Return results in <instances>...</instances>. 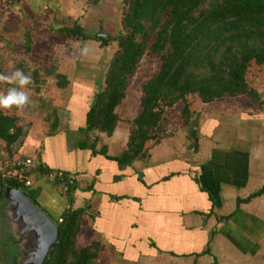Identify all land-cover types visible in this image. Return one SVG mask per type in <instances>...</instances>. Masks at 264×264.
I'll return each instance as SVG.
<instances>
[{
	"label": "crops",
	"instance_id": "obj_1",
	"mask_svg": "<svg viewBox=\"0 0 264 264\" xmlns=\"http://www.w3.org/2000/svg\"><path fill=\"white\" fill-rule=\"evenodd\" d=\"M19 1L0 0L3 13L17 9ZM34 6L42 14L28 18L26 14L24 24L41 46L46 39L36 29L44 30L46 21L42 19L50 21L51 13L47 17L45 5L34 1ZM48 44H52L50 40ZM10 60L12 56L0 50V72L8 71ZM18 68L31 75L30 95L41 108L32 112L0 110L1 115L16 118L23 128L9 151L1 145L0 158L31 157L38 164L35 169L40 166L74 176V186L66 194L61 183L46 181L41 177L45 172L32 169L29 188L35 189V202L51 217L59 215L67 203L81 209L78 233L95 252L89 264H241L238 260L243 254H247V264H264V203L257 210L253 206L247 218L240 217V210L260 200L264 191L236 203L249 196L242 198L237 192L246 186L259 190L264 184L260 182L264 159L254 160L247 152L215 150L210 138H201L209 119L201 124L197 120L191 126L192 134L182 135L178 144L173 141L174 130L157 144L147 142L144 158L118 165L111 158L124 149L130 121L120 120L115 111L118 120L110 135L81 130L95 92L90 78L80 75L70 83L69 75L59 70L45 72L36 65ZM58 75L66 76L64 87L57 86ZM49 78L55 81L47 87ZM7 87L0 84V91ZM61 91L66 96L59 103ZM188 123L182 124L188 128ZM102 148L104 155L93 154ZM237 221H247V230L241 233L246 243L235 240L237 231L231 227L239 225Z\"/></svg>",
	"mask_w": 264,
	"mask_h": 264
},
{
	"label": "trees",
	"instance_id": "obj_2",
	"mask_svg": "<svg viewBox=\"0 0 264 264\" xmlns=\"http://www.w3.org/2000/svg\"><path fill=\"white\" fill-rule=\"evenodd\" d=\"M101 1L86 0L90 6ZM117 6L121 10L115 35L102 38L85 34L76 23L61 34L96 41L100 47L115 42L102 78L94 81L95 92L81 128L85 133L111 134L118 120L115 108L124 98L128 80L140 60H157L153 75L140 85L138 109L130 120L125 147L111 158L118 165L144 158L147 142L157 144L174 133L173 124L163 116L166 108L176 107L182 123L187 124L192 116V99L210 103L244 97L261 107L258 92L247 84L245 76L250 66L264 64V0H120ZM57 77V86L64 87V76ZM22 133L16 118L0 114V147L9 151ZM92 152L104 155L103 148ZM34 170L43 173L48 169L39 166ZM0 184L27 188L23 194L37 206L35 189L30 186L23 187L12 178ZM73 184L64 189L66 194ZM263 191L264 184L236 203L247 202ZM69 204L55 217L47 214L56 226L57 240L42 264H89L95 256L91 245L75 247L82 211Z\"/></svg>",
	"mask_w": 264,
	"mask_h": 264
},
{
	"label": "rangeland",
	"instance_id": "obj_3",
	"mask_svg": "<svg viewBox=\"0 0 264 264\" xmlns=\"http://www.w3.org/2000/svg\"><path fill=\"white\" fill-rule=\"evenodd\" d=\"M8 1L15 2V0ZM34 1L35 4L38 3V5L46 6L47 11L45 13L47 17L51 13L50 21L47 20L48 18L42 19L46 21L44 22L46 24L44 30L40 32L41 29H36L37 33L46 39L41 46L38 45L37 40L33 37L31 28L27 24H24L26 14V18H28L29 15L30 17L40 16L43 12L42 9L35 8ZM119 1L102 0L98 5L90 6L86 0H20L17 9L7 10L6 14L3 13V4L1 2L0 12H2L0 16L3 23L0 24V50L7 51V54L12 56V60L9 62L11 65L17 67L21 65L43 66L45 72H48L50 69L52 71L59 70L65 75H69V80H67L70 83L73 81V77L80 75L86 79L90 78L94 82L102 78L106 70L107 61L115 50V42L109 41L106 46L100 47L99 42L82 40L75 37H64L61 33L63 29L73 27L74 23H76L82 27L85 34L96 35L99 31L98 27H100L109 36L115 35L119 29L118 18L121 10L120 6H117ZM36 26L38 28L39 24ZM48 40L52 44H48ZM85 47L89 50L88 54L82 55L81 50ZM156 67L157 60L155 57H143L140 60L133 75L128 80L123 100L115 109L120 120L130 121L136 115L140 97V85L153 75ZM51 70L50 72H52ZM55 78L58 81V78ZM55 78H49L46 86H53ZM245 78L247 84L258 92L262 100L261 107L257 108L253 106L244 97L224 98L220 101H213L210 104L192 99L189 102L192 116L188 121V128L186 125L183 126L176 107L166 108L163 116L173 124L176 130L174 133L176 137L173 141L178 144L182 135L185 134L186 137V134H192L190 131L191 126L197 125V120L201 124L203 121L211 119V121L204 123L203 129L205 132H203L201 138H210L209 144L214 143L216 146L214 144L212 146L215 150H227L229 153L238 151L242 155L247 152V155L249 153L250 157L254 160L259 161L260 158L264 159V64L250 66ZM59 93L60 101L57 100V102L60 103L66 96V92L61 91ZM46 107L44 106V108ZM39 108H41L40 103L35 105L32 103L30 108L28 107L27 109H30L28 112H32ZM194 115L197 116L196 119ZM183 143L185 148L189 144L188 140L186 142V139ZM186 149L188 150V147ZM260 182L264 183V176ZM26 189L18 186V190L22 193H26ZM255 190H251V187L246 186L242 191L237 193L239 197L244 198L250 195L251 191ZM260 203H264V194L251 207L247 208L246 206L244 209H241L240 217L247 218V213L250 212V209L254 206L252 210H257ZM232 206L229 207L231 210L233 209ZM236 207L238 206L236 205ZM237 222L239 225L231 227V229L237 231L234 232L235 240L246 243L247 239H244L241 233L247 230V221L243 223L242 221ZM222 238L224 239V236ZM10 239L7 233L3 246V254H10V247L6 245ZM85 245L82 235L78 233L75 238V247L81 248ZM243 255L245 257L243 256L242 260L236 259L241 264H247V254Z\"/></svg>",
	"mask_w": 264,
	"mask_h": 264
},
{
	"label": "water",
	"instance_id": "obj_4",
	"mask_svg": "<svg viewBox=\"0 0 264 264\" xmlns=\"http://www.w3.org/2000/svg\"><path fill=\"white\" fill-rule=\"evenodd\" d=\"M95 36L107 38L108 33L100 29ZM3 204L10 211V221L16 231L26 236V251L21 254L20 264H42L48 249L57 240V229L51 218L14 187H5L1 193ZM7 201V202H6Z\"/></svg>",
	"mask_w": 264,
	"mask_h": 264
},
{
	"label": "clouds",
	"instance_id": "obj_5",
	"mask_svg": "<svg viewBox=\"0 0 264 264\" xmlns=\"http://www.w3.org/2000/svg\"><path fill=\"white\" fill-rule=\"evenodd\" d=\"M88 51L85 47L81 54L87 55ZM0 84L8 86L5 91H0V110L23 112L33 103L29 89L33 79L21 68L12 65L7 72H0Z\"/></svg>",
	"mask_w": 264,
	"mask_h": 264
},
{
	"label": "built area",
	"instance_id": "obj_6",
	"mask_svg": "<svg viewBox=\"0 0 264 264\" xmlns=\"http://www.w3.org/2000/svg\"><path fill=\"white\" fill-rule=\"evenodd\" d=\"M38 164L31 157H2L0 158V181L3 179L12 178L16 183L23 187L31 186L30 172ZM42 179L46 181H57L66 188L74 182V176L65 174L60 170H49L41 175ZM0 184V192L3 188Z\"/></svg>",
	"mask_w": 264,
	"mask_h": 264
},
{
	"label": "flooded vegetation",
	"instance_id": "obj_7",
	"mask_svg": "<svg viewBox=\"0 0 264 264\" xmlns=\"http://www.w3.org/2000/svg\"><path fill=\"white\" fill-rule=\"evenodd\" d=\"M1 193L2 192H0V264H20L22 257L18 252L21 253L26 251V236L16 231L15 225L10 221V211L7 209L6 203L2 204L4 200L1 198ZM37 206L39 209L43 210L38 204ZM7 233L11 238L8 243H6V245L10 247V254H3V246Z\"/></svg>",
	"mask_w": 264,
	"mask_h": 264
}]
</instances>
